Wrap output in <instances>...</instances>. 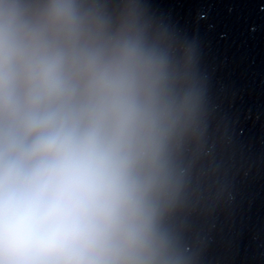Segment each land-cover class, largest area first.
<instances>
[{
  "label": "clouds",
  "instance_id": "1",
  "mask_svg": "<svg viewBox=\"0 0 264 264\" xmlns=\"http://www.w3.org/2000/svg\"><path fill=\"white\" fill-rule=\"evenodd\" d=\"M205 103L141 0H0V264H185Z\"/></svg>",
  "mask_w": 264,
  "mask_h": 264
}]
</instances>
